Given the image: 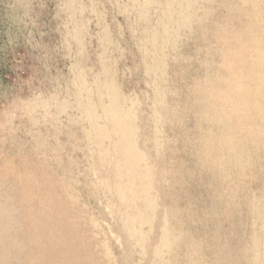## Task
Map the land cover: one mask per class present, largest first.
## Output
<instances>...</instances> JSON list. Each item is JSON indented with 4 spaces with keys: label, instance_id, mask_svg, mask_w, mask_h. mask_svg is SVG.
Masks as SVG:
<instances>
[{
    "label": "rangeland",
    "instance_id": "374dc122",
    "mask_svg": "<svg viewBox=\"0 0 264 264\" xmlns=\"http://www.w3.org/2000/svg\"><path fill=\"white\" fill-rule=\"evenodd\" d=\"M200 5L175 61L132 38L159 29L155 7L0 0V259L264 264V0H212L209 17ZM152 60L163 80L146 74ZM110 96L132 117L156 206L134 229L144 245L124 229L149 211L115 189L133 184L108 151L121 141Z\"/></svg>",
    "mask_w": 264,
    "mask_h": 264
},
{
    "label": "bare ground",
    "instance_id": "6f19581e",
    "mask_svg": "<svg viewBox=\"0 0 264 264\" xmlns=\"http://www.w3.org/2000/svg\"><path fill=\"white\" fill-rule=\"evenodd\" d=\"M138 1L140 2V0H128V3L129 5L132 4L135 7H137L138 10H141L144 7L157 8L154 11V16L156 19L157 27H159V29L155 27V29H148L144 31V34H142L143 35L142 38H137V35L135 33L132 37L133 40L136 39L135 41L137 45L140 44L142 45L140 51L143 53L146 50L145 48L147 46L153 47V49L151 50L154 52V54L158 53L162 48L168 49L174 52V54H171V58L175 61L181 60L180 56L178 55V47H177L179 40L182 38L181 34L185 30L192 32V25H193L192 9L198 7L201 4L199 8L201 9V12L204 17H209L212 13L210 6L212 0H164L162 3L154 0H141L143 2L142 6L141 4H139ZM139 16L140 19L142 17L144 19V13L141 14L139 13ZM141 33H142L141 31L137 32V34H141ZM163 66L164 64L161 61L159 62L154 60L148 61L146 62L145 65V72L155 82L157 81V77H159L160 80H163L164 75L161 74V72L163 71ZM81 85L84 86L83 83ZM157 95H160V93H157ZM110 99L113 101L115 105L111 107V110H113L112 112L108 113L107 110H104L105 118L107 119L109 118V121L117 126V135L121 138V141L117 148L111 147L109 148L108 151H113L114 154L121 155L119 156V162L117 164L119 169L117 171H120L119 175L127 176L129 178V182L133 184L126 188H123L121 185H118L115 187V189L119 197L122 199H128V198L141 199L144 206L146 207V210L149 211L148 216L129 217L127 222L125 223L124 229L127 231L128 234H130L131 237L137 240V238L141 235V233L137 235L134 232V229H136L138 226H143L145 224L152 223L153 217L156 213V206L154 200L149 195V190H150L149 186L143 183L147 179V174L141 171V166H140V164L142 163L143 156L139 155L138 152L136 151V147L132 143L131 132L124 127L125 123L130 122L132 117H130V114L123 112L120 108H117L116 106L117 99L114 96H110ZM86 109H87L86 110L87 114L89 115V119L95 120L96 116L92 114L91 111V109L93 110L94 108L88 106ZM90 134H93L92 139L97 142H103L106 139H111L110 137H105V135L109 136V134H106L104 130L98 128H92ZM105 151H107V149ZM137 181L140 183L139 186H135V182ZM129 209L130 208L128 207V210ZM1 214H4L2 208H0V215ZM1 221H3L2 217L0 218V223ZM145 240H146V236L143 234L139 237L138 242L140 245H144ZM163 242L165 243V237ZM8 260H9L8 257H4L0 259V264H9ZM153 264H160V261L157 260Z\"/></svg>",
    "mask_w": 264,
    "mask_h": 264
}]
</instances>
